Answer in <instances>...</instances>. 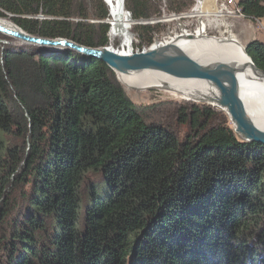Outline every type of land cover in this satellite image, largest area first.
I'll list each match as a JSON object with an SVG mask.
<instances>
[{
    "label": "trees",
    "instance_id": "trees-1",
    "mask_svg": "<svg viewBox=\"0 0 264 264\" xmlns=\"http://www.w3.org/2000/svg\"><path fill=\"white\" fill-rule=\"evenodd\" d=\"M192 4L124 0L134 21ZM238 4L264 18V0ZM0 18L108 46L101 0H0ZM132 30L149 47L162 26ZM245 52L264 72V44ZM148 111L100 61L0 45V264H264V147L226 118L206 129L209 107L177 110L183 141Z\"/></svg>",
    "mask_w": 264,
    "mask_h": 264
},
{
    "label": "water",
    "instance_id": "water-1",
    "mask_svg": "<svg viewBox=\"0 0 264 264\" xmlns=\"http://www.w3.org/2000/svg\"><path fill=\"white\" fill-rule=\"evenodd\" d=\"M6 29L0 25V33L15 39L21 44L35 46L40 52L62 53L69 52L75 55L100 61L116 75L131 76L143 73H156L167 76L176 81L201 82L209 88L207 98L203 97L210 105L225 111L234 133L245 143H255L264 147V131L259 129L249 117L240 100L238 75L242 69L226 64L209 63L205 57L192 58L185 52L172 53L170 43L175 40L185 39L187 42L200 38L214 39L202 34L186 35L172 38L164 47H150L144 52L133 55H121L112 47L91 48L79 45L67 39H49L30 35L17 26ZM239 45L251 64L250 82H263L264 72L257 69L245 52V46H241L237 40L231 39ZM162 89L172 91L164 85ZM199 96V97H201Z\"/></svg>",
    "mask_w": 264,
    "mask_h": 264
},
{
    "label": "bare ground",
    "instance_id": "bare-ground-1",
    "mask_svg": "<svg viewBox=\"0 0 264 264\" xmlns=\"http://www.w3.org/2000/svg\"><path fill=\"white\" fill-rule=\"evenodd\" d=\"M103 2L109 10L110 19L108 24L111 30L112 27L114 29V34L112 33V35L116 37L121 32V35H125L126 39L122 45L124 47L127 46V50H118V52H115L121 55H130V37L128 36V29L131 18L124 11L123 0H103ZM0 25L6 29L12 28L6 23L0 22ZM166 45L165 43H158L155 44L154 47L161 48ZM169 45L172 53L185 52L192 58L201 56L205 57L209 63L220 65L228 64L242 69V73L238 75L240 100L253 123L264 131V81L250 82L247 80V77L250 75L251 64L239 45L228 39L215 40L206 38H200L190 42H187L185 39H179ZM117 76H119V79L126 84L128 88L133 90H145L150 88L162 89L163 86L166 85L170 87L172 91L181 93L189 100L199 102H207L204 98H207L209 95V88L201 82L176 81L156 73ZM201 95L204 98H202Z\"/></svg>",
    "mask_w": 264,
    "mask_h": 264
},
{
    "label": "rangeland",
    "instance_id": "rangeland-1",
    "mask_svg": "<svg viewBox=\"0 0 264 264\" xmlns=\"http://www.w3.org/2000/svg\"><path fill=\"white\" fill-rule=\"evenodd\" d=\"M102 3L103 0H101ZM196 0H193L192 7L189 9V11L184 12V13H190L193 7L195 6ZM215 4L217 7V2L215 0ZM105 5V3H104ZM123 5H124V0H123ZM106 6V5H105ZM125 12H128L124 8ZM109 14V10H108ZM170 15H178V14H164L160 18L156 19H151L152 21L156 20H164L167 18V16ZM165 18H162V17ZM39 19H42V16H38ZM110 19V17H109ZM108 19V21H109ZM246 20L251 21L249 18H245ZM150 20V21H151ZM92 21V20H90ZM147 21V20H144ZM149 21V20H148ZM1 23H6L10 26H14L15 24L12 23L9 19L7 18H0ZM105 23H109L107 21H104ZM156 24V23H155ZM154 24V25H155ZM159 25L162 26V30L159 31V34L156 35L155 40L153 41V44L150 46H153L155 42H162L163 40H167L168 36L165 35V30H173L174 32L179 29V28H184V29H192L194 28L195 22L193 20H185V19H177L175 21H161L158 23ZM130 25V30L133 29L134 25ZM136 25V24H135ZM16 26V25H15ZM111 35L112 33L114 34V29L112 27V30L110 28V25L108 24ZM233 27L230 30H227L225 28L222 29H206V36L210 38H214L215 40L219 39H234L237 40V38L234 35L233 32ZM109 31V30H108ZM133 31V30H132ZM179 32V31H178ZM1 34V33H0ZM3 35V34H2ZM111 40H115L116 37L115 35L112 37L110 36ZM107 39H108V46H109V36L107 34ZM138 39V38H137ZM131 42V39H130ZM129 42V44H130ZM114 47L113 50L115 51L116 46L119 44V41L115 40L111 43ZM0 45L1 46H20L22 45L21 42L12 39L10 37L6 38H0ZM241 45V44H240ZM243 46V45H241ZM199 57V56H197ZM116 81L118 84L121 86V88L124 90L126 96L132 101V103L139 109L143 110L145 107L149 108V111L147 112V115L149 116L150 119H153V121H158V123H161L163 121H166V125L171 129V131L174 132L175 136L178 138L179 141H183L186 139V137L191 133L190 130L187 127V124H180V119L177 115V110L185 108L187 111L191 105H196L198 107L204 108V107H209L213 109V112L215 113V117L213 121L207 122L206 129L211 127L213 124H222L224 122V119L226 118L229 121L230 126L233 128V125L230 122V119L228 115L226 114L225 111L221 110L220 108L216 106H212L209 103L206 102H199L195 100H189L186 98L184 95L181 93H178L176 91H169L166 89H145V90H133L131 88H128L126 84H124L120 79L119 76L115 74ZM97 194L100 195V191L97 190Z\"/></svg>",
    "mask_w": 264,
    "mask_h": 264
},
{
    "label": "built area",
    "instance_id": "built-area-1",
    "mask_svg": "<svg viewBox=\"0 0 264 264\" xmlns=\"http://www.w3.org/2000/svg\"><path fill=\"white\" fill-rule=\"evenodd\" d=\"M205 1L206 0H196L195 6L191 10L190 13H183L178 15H170L165 18L164 16L162 18H165L164 20H156V21H134L131 17L130 12H126V14L131 18L130 24H150L154 25L155 23L158 24L161 21L167 22V21H175L179 19H185V20H193L195 22L194 28L192 29H184L179 28L177 32L173 30H165V35L168 36L167 40H163L160 43H164L172 38L179 37L182 34L186 35H197L202 34L206 36V29L214 28V29H222L225 28L227 30H230L233 26V20L236 19H245L246 16L243 13L241 7L238 4L237 0H216L217 7L214 10H208L205 8ZM108 22V19L106 20ZM111 28V27H110ZM179 31V32H178ZM110 33V29L108 31V36ZM128 36L131 39L129 48H130V55L141 53L146 51L152 46L146 47V46H139L138 39L136 34L130 30V25L128 29ZM117 41H119V44L116 46V50L125 51L127 50V46H123L122 43H124L125 35L118 34L116 36ZM113 40V41H115ZM110 41V39H109ZM159 42H155V44H158ZM154 44V45H155ZM153 45V46H154ZM113 49V45L110 46Z\"/></svg>",
    "mask_w": 264,
    "mask_h": 264
},
{
    "label": "crops",
    "instance_id": "crops-1",
    "mask_svg": "<svg viewBox=\"0 0 264 264\" xmlns=\"http://www.w3.org/2000/svg\"><path fill=\"white\" fill-rule=\"evenodd\" d=\"M239 2V0H237ZM205 8L214 10L216 8L215 0H206ZM233 32L237 41L246 46L251 40H258L264 44V18L249 21L246 19L233 20Z\"/></svg>",
    "mask_w": 264,
    "mask_h": 264
},
{
    "label": "clouds",
    "instance_id": "clouds-1",
    "mask_svg": "<svg viewBox=\"0 0 264 264\" xmlns=\"http://www.w3.org/2000/svg\"><path fill=\"white\" fill-rule=\"evenodd\" d=\"M106 21V20H105ZM108 34V33H107Z\"/></svg>",
    "mask_w": 264,
    "mask_h": 264
}]
</instances>
